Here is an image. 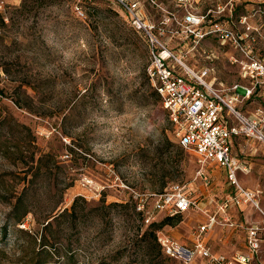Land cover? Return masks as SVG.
I'll return each mask as SVG.
<instances>
[{
	"label": "rangeland",
	"instance_id": "obj_1",
	"mask_svg": "<svg viewBox=\"0 0 264 264\" xmlns=\"http://www.w3.org/2000/svg\"><path fill=\"white\" fill-rule=\"evenodd\" d=\"M263 1L244 3L241 13L264 8ZM141 3L150 25L173 9L170 0ZM250 22L260 31L256 49L263 54L264 15ZM164 40L174 53L181 49V41ZM211 42L179 57L197 73L213 67L207 82L224 95L235 85L249 87L227 57L211 62L202 55L209 47L218 51ZM149 56L146 33L116 0H9L0 9V264H38L43 248L47 264H186L165 256L154 236L159 245L165 238L191 246L206 215H182L159 228L161 214L144 226L131 190L160 193L183 183L204 205L232 189L212 165L205 168L213 175L206 186L195 153L179 146L146 74ZM236 105L249 115L264 107L263 94ZM234 149L252 165L240 184L261 195L264 210V147L243 139ZM20 198L29 213L19 224ZM252 207L230 215L258 219ZM45 235L52 246H42ZM243 235L217 225L209 238L217 251L237 253ZM253 264H264V247Z\"/></svg>",
	"mask_w": 264,
	"mask_h": 264
},
{
	"label": "built area",
	"instance_id": "obj_2",
	"mask_svg": "<svg viewBox=\"0 0 264 264\" xmlns=\"http://www.w3.org/2000/svg\"><path fill=\"white\" fill-rule=\"evenodd\" d=\"M8 1L0 0V9ZM116 1L130 13L134 27L147 35L150 63L146 74L167 111L179 146L195 153L203 166L200 178L206 184L210 183L205 170L209 165L227 169V178L236 193L218 207V212L251 205L261 214L259 222L249 225L208 215V222L193 233L192 246L160 239L165 255L186 264L197 259L205 264H253L264 240V210L260 207L261 195L243 188L237 180L238 172L248 173L250 166L233 157L231 145L236 137H244L264 147V107L256 108L249 115H243L236 108V103L247 102L258 93L264 97V53L259 54L256 49L261 35L250 22L264 15V8L244 14L241 13L243 5L248 1L252 3L251 0H170L173 9L166 11L155 25H150L145 21L141 0ZM150 1L153 5L156 3V0ZM164 39L182 42L178 45L181 49L176 48L178 54ZM206 41L219 44V49L206 48L202 55L211 62L221 56L227 57L232 65L238 66L241 78L249 83V87L235 85L232 95H224L222 90L213 87V83L207 82L214 72L213 67L197 73L183 62V57H179L188 48L190 52H199ZM228 52L233 56H227ZM131 194L138 213L143 216L144 226L152 225L161 214L175 218L192 208H199L198 198L183 183L173 184L160 193L142 194L131 190ZM217 225L246 231L247 252L235 256L214 252L206 236Z\"/></svg>",
	"mask_w": 264,
	"mask_h": 264
},
{
	"label": "crops",
	"instance_id": "obj_3",
	"mask_svg": "<svg viewBox=\"0 0 264 264\" xmlns=\"http://www.w3.org/2000/svg\"><path fill=\"white\" fill-rule=\"evenodd\" d=\"M244 139V141L246 140V138H244V137H236L235 139H233V141H232V145H231V148L233 149V157L237 160H239L240 162H242V163H244V164H248V166H250V170H252V165L250 164V162H249V160L247 159V158H249V157H241V156H239V155H235L234 154V147L236 146V144L238 143H240L242 140ZM255 141V140H254ZM256 142V141H255ZM258 143V142H257ZM260 144V143H259ZM257 153V152H256ZM248 156H251V155H248ZM213 167H218L219 169H220V173H218V175H220V176H222V174H224V176H225V179L227 180V182H228V185H229V187H230V189H232V193L230 194V195H224L221 199H218V200H215V199H212V198H206L205 200H206V202H205V204L203 205L202 203H201V201H200V199H199V197L198 196H196L195 195V191L194 190H192V189H190V192H191V194L194 196V197H196V198H198V200H199V208L198 209H196V208H192V210H190L189 212H187L186 214H192V213H197V214H200V213H203L204 215H206V217H207V220H205L204 222H201V224H200V226L201 225H204V224H206L207 222H208V215H218L221 219H223V218H228V219H230V220H232V221H234V222H236V223H241V222H243V224H245V225H249L250 223H252V222H259L260 220H261V214L259 215V218L256 220H254V219H252L250 222L249 221H247V217L245 216V219L242 221V218L241 217H239V218H236V217H234L233 218V216H231L230 214H231V212L232 211H236V212H241V213H243V212H245L244 211V209L245 208H242L243 206H249V205H241V206H239V207H233V208H229L225 213L223 212V213H220V212H218V207L221 205V204H223L225 201H227L228 199H230L235 193H236V188L234 187V186H232V184L229 182V180H228V178H227V169L226 168H224V167H221V166H219V165H212ZM211 166V167H212ZM211 167L209 168V170L211 169ZM209 170H207L206 171V175H207V177H208V179H209V181H210V183L209 184H206V182L204 181V184L206 185V186H210V185H212V178H213V175L209 172ZM250 172L251 171H249L248 173H244V172H241V171H239L238 172V174H237V180H239V177L241 176V175H248V174H250ZM201 180H203L202 178H201ZM239 183H240V180H239ZM241 185V184H240ZM243 187V186H242ZM244 188V187H243ZM246 189V188H245ZM247 190H250V189H247ZM210 205H214V207H215V213L214 212H207V208L210 206ZM252 209H255V208H253L252 207ZM261 209H262V207H261ZM263 210V209H262ZM260 213V212H259ZM186 214H184V215H186ZM200 226H198V228L200 227ZM216 228H217V226H216ZM215 228V229H216ZM214 229V230H215ZM198 230V229H197ZM196 230V231H197ZM213 230V231H214ZM233 230H235V229H233ZM213 231H210V232H208V234H207V236H206V241H207V243H209V245L211 246V248L213 249V251L214 252H218V253H221V254H226V255H228V256H235V255H238V254H240V253H246L247 252V232L246 231H244V230H241V231H243V233H244V235L242 236V237H240V242H241V247L243 248V250H240V251H238L237 253H228V252H222V251H217L216 250V248L212 245V243H210V238H209V235L213 232ZM236 231V230H235ZM238 231V230H237ZM194 233V232H193ZM192 240H193V238H192ZM191 244H192V241H191ZM186 246V245H185ZM192 246V245H191ZM188 247H190V246H188ZM264 247V240L262 241V245H261V248H263ZM261 256V249H260V252H259V254H258V256L257 257H260Z\"/></svg>",
	"mask_w": 264,
	"mask_h": 264
},
{
	"label": "trees",
	"instance_id": "obj_4",
	"mask_svg": "<svg viewBox=\"0 0 264 264\" xmlns=\"http://www.w3.org/2000/svg\"><path fill=\"white\" fill-rule=\"evenodd\" d=\"M28 213H29V211L25 208V206H24V204L22 202V199L20 198L18 200V202H17V205L14 208V214H15L16 222L20 224L25 219V216ZM178 217H180V216H177L175 218L165 217L166 219L163 222H161L160 225H155V226H158L159 228H161V226L169 224V222L178 219ZM170 226H172V225H170ZM49 228H50V223L47 226H45L44 230L47 231ZM41 239H42V246L43 247L49 246V245L52 246V244H51L52 240H50L46 235L42 236ZM154 239H155V243H156V245H158L159 249H162L161 245L157 244V237L156 236H154ZM43 249L44 250H42V251H40L38 253V255H39L40 259H41L38 262V264H47L48 263V259L50 257V254L48 253V251L45 250L46 248H43Z\"/></svg>",
	"mask_w": 264,
	"mask_h": 264
}]
</instances>
